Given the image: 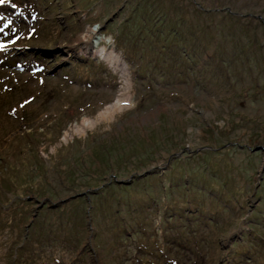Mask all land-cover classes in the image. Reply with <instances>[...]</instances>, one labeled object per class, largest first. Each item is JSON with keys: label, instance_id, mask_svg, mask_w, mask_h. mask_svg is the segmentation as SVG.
Here are the masks:
<instances>
[{"label": "rangeland", "instance_id": "374dc122", "mask_svg": "<svg viewBox=\"0 0 264 264\" xmlns=\"http://www.w3.org/2000/svg\"><path fill=\"white\" fill-rule=\"evenodd\" d=\"M0 17V264H264V0Z\"/></svg>", "mask_w": 264, "mask_h": 264}, {"label": "bare ground", "instance_id": "6f19581e", "mask_svg": "<svg viewBox=\"0 0 264 264\" xmlns=\"http://www.w3.org/2000/svg\"><path fill=\"white\" fill-rule=\"evenodd\" d=\"M93 53H96V52L93 51ZM123 100L124 99H122V98H118L114 105H112V106L110 105V107H107V108L103 109L102 111H100L98 113V115L96 116V119H94V121L93 120H89V119H83L82 121H80L79 126H77V124L76 125L75 124L72 125L70 127V129L68 131H66V133L63 134L64 137L62 139L65 140L66 138H68L76 130L77 131H83L85 128L90 127L91 125L94 124V122L98 121L99 119L100 120L101 119H105V117L107 115L111 114L110 112L115 111L118 108H120V106H121L120 104L124 103Z\"/></svg>", "mask_w": 264, "mask_h": 264}, {"label": "water", "instance_id": "95a60500", "mask_svg": "<svg viewBox=\"0 0 264 264\" xmlns=\"http://www.w3.org/2000/svg\"><path fill=\"white\" fill-rule=\"evenodd\" d=\"M54 50L55 49H40V50H35L36 53L40 54L42 57H53L54 56ZM65 64L62 63V65H58L56 67H54L53 70L50 71V73H53L55 71H57V69H59L60 67L64 66Z\"/></svg>", "mask_w": 264, "mask_h": 264}, {"label": "snow or ice", "instance_id": "6c2138e0", "mask_svg": "<svg viewBox=\"0 0 264 264\" xmlns=\"http://www.w3.org/2000/svg\"><path fill=\"white\" fill-rule=\"evenodd\" d=\"M8 2V0H0V4L6 3ZM0 19H3V17H0ZM0 31H2V29H0ZM6 47V45H0V48H4Z\"/></svg>", "mask_w": 264, "mask_h": 264}]
</instances>
